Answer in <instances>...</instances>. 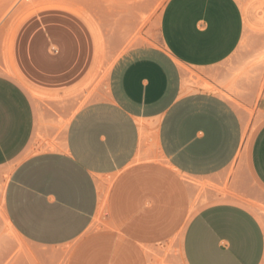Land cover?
Wrapping results in <instances>:
<instances>
[{
    "label": "crops",
    "instance_id": "crops-1",
    "mask_svg": "<svg viewBox=\"0 0 264 264\" xmlns=\"http://www.w3.org/2000/svg\"><path fill=\"white\" fill-rule=\"evenodd\" d=\"M15 1L0 0V17ZM33 1L10 41L12 71L0 67V200L14 234L41 260L49 251L65 264H152V251L178 234L184 264H263L262 221L233 196L216 198L226 186L216 177L259 116L248 167L264 190V91L252 116L223 94L232 81L222 64L255 0H167L159 43L120 53L98 99L70 101L65 126L66 112L38 94L75 91L100 37L72 6L82 0ZM186 177L216 185L192 216L198 188ZM227 186L247 193L234 177ZM15 250L1 231L0 264H28Z\"/></svg>",
    "mask_w": 264,
    "mask_h": 264
},
{
    "label": "rangeland",
    "instance_id": "rangeland-1",
    "mask_svg": "<svg viewBox=\"0 0 264 264\" xmlns=\"http://www.w3.org/2000/svg\"><path fill=\"white\" fill-rule=\"evenodd\" d=\"M167 0H82L73 3L90 23L100 37V45L96 64L88 77L75 91L63 97H45L38 94L39 99L55 101L61 107L60 122L63 126L68 121L67 105L71 102L77 107L98 99L106 84L108 73L114 60L126 48L140 43H159V20ZM35 2L17 0L12 8L0 17V56L3 62L0 67L12 71L9 61V45L13 33L25 14ZM253 14L246 22L244 38L233 55L222 64V68L231 77V84L225 87L223 93L240 111H248L252 116L258 99L264 91V0H255ZM98 41V40H97ZM72 105V104H71ZM50 107V106H49ZM74 105L70 107L73 113ZM52 108V107H50ZM261 116L256 121H248L245 140L238 159L232 166L218 175L216 179L225 182V187L217 190L218 197L233 196L256 213L264 225V190L253 179L248 167V150L258 129ZM154 149V147H153ZM153 160H163L157 153L150 157ZM239 179L245 186L247 193L236 194L227 186L230 178ZM5 174L0 175V195L3 192ZM186 181L198 188L193 195L191 216L203 205L210 202L206 190L215 189V179H198L186 177ZM16 246L14 258L23 257L28 264H65L64 259H57L52 252L40 251L25 245L8 226L0 200V232ZM181 234L171 241L162 243L152 251V264H184L181 258ZM264 264V262H263Z\"/></svg>",
    "mask_w": 264,
    "mask_h": 264
},
{
    "label": "bare ground",
    "instance_id": "bare-ground-1",
    "mask_svg": "<svg viewBox=\"0 0 264 264\" xmlns=\"http://www.w3.org/2000/svg\"><path fill=\"white\" fill-rule=\"evenodd\" d=\"M102 191V190H101ZM104 191H105V189H104ZM103 192V191H102ZM105 199H106V197H105ZM104 203V202H103ZM103 205V204H102ZM7 224H9V222L7 221ZM10 225V224H9Z\"/></svg>",
    "mask_w": 264,
    "mask_h": 264
},
{
    "label": "built area",
    "instance_id": "built-area-1",
    "mask_svg": "<svg viewBox=\"0 0 264 264\" xmlns=\"http://www.w3.org/2000/svg\"><path fill=\"white\" fill-rule=\"evenodd\" d=\"M24 1H29V0H24Z\"/></svg>",
    "mask_w": 264,
    "mask_h": 264
}]
</instances>
